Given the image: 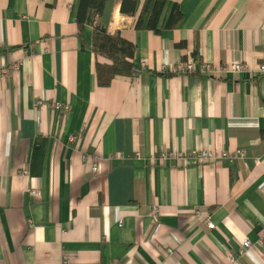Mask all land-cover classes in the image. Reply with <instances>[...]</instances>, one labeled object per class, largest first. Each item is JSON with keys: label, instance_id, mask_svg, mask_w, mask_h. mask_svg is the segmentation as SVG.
Listing matches in <instances>:
<instances>
[{"label": "crops", "instance_id": "obj_1", "mask_svg": "<svg viewBox=\"0 0 264 264\" xmlns=\"http://www.w3.org/2000/svg\"><path fill=\"white\" fill-rule=\"evenodd\" d=\"M123 1L100 21L146 67L101 87L96 63L110 61L77 23L80 0H0V66L20 63L0 77V264H230L245 240L236 264H264V0H172L184 18L160 32L136 27L146 0L135 15ZM195 51L249 69L160 74ZM203 148L246 159H153Z\"/></svg>", "mask_w": 264, "mask_h": 264}, {"label": "trees", "instance_id": "obj_2", "mask_svg": "<svg viewBox=\"0 0 264 264\" xmlns=\"http://www.w3.org/2000/svg\"><path fill=\"white\" fill-rule=\"evenodd\" d=\"M106 0H80L77 14V23L80 29L85 25L94 28L92 38V50L99 57H104L110 63H96L97 83L101 87L109 86L117 77H131L137 71L136 45L124 38L120 33L108 32L100 21L105 8ZM136 0H124L122 2V13L135 15ZM169 7V13L164 19V12ZM184 14L178 3L172 0H146L143 11L138 17L136 27L140 28L145 23L148 29L160 32L162 28L174 29L183 20ZM164 19V20H163ZM182 42L179 46H183ZM194 56L199 60L197 51ZM162 76H172L174 72L160 73Z\"/></svg>", "mask_w": 264, "mask_h": 264}, {"label": "built area", "instance_id": "obj_3", "mask_svg": "<svg viewBox=\"0 0 264 264\" xmlns=\"http://www.w3.org/2000/svg\"><path fill=\"white\" fill-rule=\"evenodd\" d=\"M185 61L178 63L177 66H175L173 72L175 73H180V74H185V75H193V74H202L205 76H219V75H234V74H239L242 73L246 70L249 69V65L240 60H235V61H227L224 66L222 67H215L214 65L198 60L194 57V55L188 56ZM20 67L19 62H13L11 64H5L0 66V77L9 75L13 72H17ZM146 67L145 63H142L141 66L138 67L137 71L133 74L132 77L137 78L140 76L144 68ZM257 74L258 75H264V61L261 62L258 65L257 69ZM41 103V102H40ZM54 108L58 111H62L65 113H69L71 110V106L68 103H61V102H56L54 103ZM77 136L76 135H71L68 138V143L74 144L77 141ZM186 157H189V159L194 160L196 162H206V161H216L218 159H226L230 163H235L237 161H244L246 159V152L244 150H238L235 153H230L228 151H214L211 149L203 148V149H198L195 151H190L188 153L184 151H173L171 153H167L165 151H158L153 155V159L155 161H164L168 158H171L176 161H180L185 159ZM83 158L85 161L88 163H91V170L94 173H99L100 172V165L98 161H93L91 156L84 154ZM22 174L28 175V171L24 170L22 171ZM32 194H36L37 188H32L31 190ZM152 215L154 216L155 219L159 218V210L158 209H153L151 211ZM197 215H200V212L197 211ZM208 227L211 229H214L215 224L207 219ZM123 223H121L122 225ZM262 244H264V236L261 241ZM253 248V244L251 243L250 240H245L243 243L242 248L239 250L237 255L230 256V264H236L237 259L240 257L244 256L248 251H250ZM169 253H172V249H167ZM65 261L67 260V257L64 259Z\"/></svg>", "mask_w": 264, "mask_h": 264}, {"label": "rangeland", "instance_id": "obj_4", "mask_svg": "<svg viewBox=\"0 0 264 264\" xmlns=\"http://www.w3.org/2000/svg\"><path fill=\"white\" fill-rule=\"evenodd\" d=\"M195 57V56H194ZM187 58H189V57H186L185 59H183L182 61H180V63L181 62H183V61H185ZM226 63V62H225ZM175 68V67H174ZM174 68L172 69V70H174ZM175 73V72H174ZM194 75V74H193ZM95 173V172H94ZM96 174V173H95Z\"/></svg>", "mask_w": 264, "mask_h": 264}]
</instances>
